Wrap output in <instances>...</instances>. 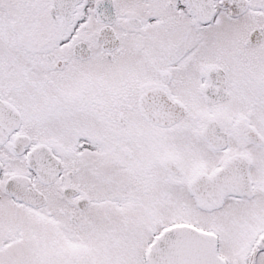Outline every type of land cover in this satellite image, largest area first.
I'll use <instances>...</instances> for the list:
<instances>
[{
	"label": "snow or ice",
	"instance_id": "obj_1",
	"mask_svg": "<svg viewBox=\"0 0 264 264\" xmlns=\"http://www.w3.org/2000/svg\"><path fill=\"white\" fill-rule=\"evenodd\" d=\"M0 264H264V0H0Z\"/></svg>",
	"mask_w": 264,
	"mask_h": 264
}]
</instances>
